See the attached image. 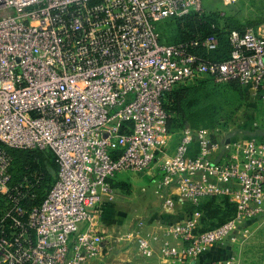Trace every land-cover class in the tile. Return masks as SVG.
I'll return each mask as SVG.
<instances>
[{
  "label": "built area",
  "instance_id": "2783aa9c",
  "mask_svg": "<svg viewBox=\"0 0 264 264\" xmlns=\"http://www.w3.org/2000/svg\"><path fill=\"white\" fill-rule=\"evenodd\" d=\"M203 12L204 0H0V264L97 259L104 234L94 227L115 201L113 179L149 170L163 201L132 231L144 256L245 264L203 256L264 222V135L227 143L220 120L186 127L174 149L167 145L165 104L181 84L236 80L264 106V29H230L223 60L209 55L215 36L164 39V22ZM12 149L55 155L58 176L39 204H24L13 185ZM213 196L236 207L224 223L202 230L196 212L177 215V202Z\"/></svg>",
  "mask_w": 264,
  "mask_h": 264
},
{
  "label": "rangeland",
  "instance_id": "374dc122",
  "mask_svg": "<svg viewBox=\"0 0 264 264\" xmlns=\"http://www.w3.org/2000/svg\"><path fill=\"white\" fill-rule=\"evenodd\" d=\"M204 4L205 13L220 12L222 17V12H224L225 20H223L228 27L264 29V0H204ZM161 30L164 39L168 41H176L183 37L176 22L172 20L164 22L161 25ZM181 85L216 90L215 93H212L213 99L209 98V101L205 99L197 112L188 119L186 127L213 128L218 119L223 118L228 135L239 132L235 137H244L252 135L250 134L252 132L264 130L263 104L240 87L220 84L216 87L211 80L204 77ZM52 158L53 154H50V159L52 160ZM124 172H128L130 176L121 181L120 192L128 201L126 204L131 208L132 220L140 221L158 216L161 199L156 193L157 187L154 180L152 178L146 179V181L142 179L141 174L146 171ZM57 174L50 172L46 177V183L42 188L44 193L47 192ZM188 206L190 205L177 202L175 210L180 218L190 214ZM230 215V208H222L221 211L211 208L195 217L199 227L207 229L220 221H226ZM241 230L238 238H229L222 242V250L226 251L225 255L227 256L225 259H240L245 264H264V222L243 225Z\"/></svg>",
  "mask_w": 264,
  "mask_h": 264
},
{
  "label": "trees",
  "instance_id": "16d2710c",
  "mask_svg": "<svg viewBox=\"0 0 264 264\" xmlns=\"http://www.w3.org/2000/svg\"><path fill=\"white\" fill-rule=\"evenodd\" d=\"M223 19L225 20V18L221 17L220 12L194 13L182 18H178L174 20V22H176L177 27L179 31H181V35H183V37L176 40L175 42H188L194 41L196 39L215 36L219 40V46L216 50L211 51L209 55H211V57H214L215 59L223 60L227 57L229 51L227 33L230 29L234 28L228 27ZM236 29L244 30L240 28ZM220 85L240 87L241 89L246 91V93H248L247 90L236 80ZM220 85L214 83V86L216 87ZM215 91L216 90H210L205 87L204 89H201L193 85H179L174 90H172L168 94L165 104L169 114L168 130L170 132H175L186 128L188 119L197 112L199 107L203 104V102H205V99H208V101L209 98L211 100L213 99L212 93H215ZM253 98H256L260 101V99L257 97ZM222 119L223 118L218 119L213 127H216ZM238 133L239 132H237L236 135H238ZM250 134L264 135V130H258ZM10 153L13 158L11 167L13 185H20L19 189L21 190V193L25 194V198L23 199L24 204H39L47 193H44L42 189L44 187V184L46 183V177L50 172H54L55 174L58 173V164L56 162L54 153L50 150L40 149H12L10 150ZM50 154H53L52 160L50 159ZM54 181L52 182V184L54 183ZM51 186L49 187V189L51 188ZM211 208H215L218 211H221L222 208H230L231 215L229 216V218L233 216L236 210L235 205L229 202L227 197L219 198L215 196L206 198L197 205H190L187 209L189 213H193L196 211H201L203 213V211H207ZM224 222V220L220 221L210 228H213Z\"/></svg>",
  "mask_w": 264,
  "mask_h": 264
},
{
  "label": "crops",
  "instance_id": "0c3cea01",
  "mask_svg": "<svg viewBox=\"0 0 264 264\" xmlns=\"http://www.w3.org/2000/svg\"><path fill=\"white\" fill-rule=\"evenodd\" d=\"M182 130L170 132L167 136V145L170 149H174L178 144ZM192 149L195 151L196 145ZM128 174V172L123 171L118 173L113 179V184L117 191L115 201L103 207L94 227L96 231H101L104 234L102 252L100 257L92 260L89 264H172L171 260L167 258L144 256L133 241L132 231L137 227L139 220H132L131 208L126 204L128 201L124 199V195L120 192L121 181L128 178L130 176ZM141 177L145 181L152 178L157 187L159 177L153 170L142 173ZM157 189L156 193L161 199L162 205L163 200ZM172 191L177 193L176 188H173ZM161 205L158 215L161 213ZM200 214V211H196L195 216ZM153 218L154 216L148 219L152 222ZM225 252L222 250V243H219L211 247L203 257L212 260H224L227 257Z\"/></svg>",
  "mask_w": 264,
  "mask_h": 264
},
{
  "label": "water",
  "instance_id": "95a60500",
  "mask_svg": "<svg viewBox=\"0 0 264 264\" xmlns=\"http://www.w3.org/2000/svg\"><path fill=\"white\" fill-rule=\"evenodd\" d=\"M236 136V133H232V134H230L229 135V137L227 138V143H229L230 142V140H231V138H234ZM191 264H196V261H193Z\"/></svg>",
  "mask_w": 264,
  "mask_h": 264
}]
</instances>
